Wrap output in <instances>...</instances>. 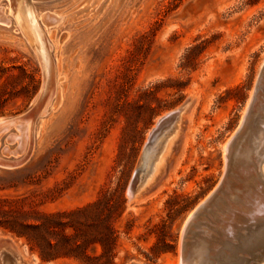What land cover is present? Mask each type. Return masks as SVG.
<instances>
[{
  "label": "rangeland",
  "instance_id": "rangeland-1",
  "mask_svg": "<svg viewBox=\"0 0 264 264\" xmlns=\"http://www.w3.org/2000/svg\"><path fill=\"white\" fill-rule=\"evenodd\" d=\"M27 1L51 56L54 95L34 119L31 140L17 125L0 127V159H25L0 165V264H87L64 254L61 229L35 226L96 202L100 211L111 207L104 213L117 232L114 264H178L195 208L223 180L222 200L234 185L226 176L228 142L250 104L253 115L263 112L264 0ZM14 11L0 0V120L28 113L44 84ZM190 97L166 174L129 205L150 131ZM97 211L73 218L91 232ZM212 213L200 217L201 228L225 226L226 215ZM87 252L98 256L102 248Z\"/></svg>",
  "mask_w": 264,
  "mask_h": 264
},
{
  "label": "bare ground",
  "instance_id": "bare-ground-1",
  "mask_svg": "<svg viewBox=\"0 0 264 264\" xmlns=\"http://www.w3.org/2000/svg\"><path fill=\"white\" fill-rule=\"evenodd\" d=\"M10 2H11V6L15 10L14 12L16 14L18 23L25 29V33L27 37L33 43L34 48L40 58L43 71H44V85L48 83L50 85V83H53L52 82V79H53V68L52 67L53 66H52V61H51V56L48 50V46L46 44L45 37H44L41 25L38 20L35 6L34 4L29 3L27 0H10ZM3 12H0V13H3ZM7 21L10 22V20H7ZM53 95H54V91L52 95L49 97L48 102L46 103L47 105L44 107L45 108L44 112H46L49 102L51 101V98ZM255 109L257 112V108ZM261 110L263 111L262 113L255 114L252 117L250 123L248 124L243 135L241 136L239 142L236 145L235 151L233 153V162H232L234 166V170H237L235 173H233L234 185L231 188V190H229V192L226 194L225 199L221 200L217 204V209L215 212V216L218 215V213H221V214L224 213L223 215H226L225 217L227 218L226 221L232 220L236 224L246 223L248 219H250V217L251 219H255V216H258V215L260 216L264 214V180L262 178V175L260 174L262 172L260 173L256 172L258 161L260 160L261 155L264 153V105L261 107ZM183 115L184 113L182 114V117L180 118L179 121L170 125L162 133V135L158 139L155 146L147 153L145 157V162H144V170H143V174L141 178L140 193H142V195H145L147 192H149V190L152 189L153 186L158 184L161 178L166 174L168 167L170 163L172 162L173 153L176 150L175 147H176L177 141L181 137V130H182L181 122L184 117ZM161 119L158 121V123L161 121ZM11 125L12 126L17 125L18 128H22V130L24 131V137L26 138V140L27 139L31 140L33 121L29 119L23 120L20 118L12 119V120H0V127L2 129H7ZM15 136H14V139L16 138ZM182 143H185V142L182 141ZM181 145L184 146L185 144H181ZM226 151L228 150L226 149ZM8 152L10 154V150ZM226 155L227 154H225V156ZM2 163H3V160L0 159V165ZM249 215L250 217H248ZM212 225H215V224H212ZM221 225H224V224H221ZM13 259L15 258L13 257ZM13 262L15 261L13 260ZM7 263L9 264V262ZM3 264H6V263H3Z\"/></svg>",
  "mask_w": 264,
  "mask_h": 264
},
{
  "label": "water",
  "instance_id": "water-1",
  "mask_svg": "<svg viewBox=\"0 0 264 264\" xmlns=\"http://www.w3.org/2000/svg\"><path fill=\"white\" fill-rule=\"evenodd\" d=\"M53 91V83L44 85L34 106L28 113L19 118L23 120L29 119L34 123V119L44 111V107L47 105L46 103ZM193 101V97L188 98L178 109L164 116L156 128L152 130L144 147L143 161L136 170L128 188L129 205L139 196L147 153L155 146L162 133L170 125L180 120L182 114ZM253 114L252 105H250L248 114L244 118L242 125L227 144L229 155L226 176L232 175L234 172L232 163L233 153L237 143L254 116ZM260 160L264 161V153L261 155ZM23 161L25 159L12 163L3 161L1 165L15 166L21 164ZM262 178L264 180V175H262ZM224 184L225 180L195 208L187 220L180 243L179 264H264V214L255 216V219H251L249 215L248 217L250 219L246 223L236 224L232 220L225 221V226L221 229L211 225H208V228H201L199 223L200 217L207 212L212 213V208L217 207V204L222 200L220 196L224 192ZM212 214L215 220H217L215 212Z\"/></svg>",
  "mask_w": 264,
  "mask_h": 264
},
{
  "label": "trees",
  "instance_id": "trees-1",
  "mask_svg": "<svg viewBox=\"0 0 264 264\" xmlns=\"http://www.w3.org/2000/svg\"><path fill=\"white\" fill-rule=\"evenodd\" d=\"M101 202H96L87 208L78 209L77 211H72L69 213H58L46 216V223L40 226H35L36 229L44 228L49 234H54L56 228L62 231V240L64 245H66L64 254L68 256H75L82 259L87 264L93 261H104L103 264H114V248L117 241V232L111 224L110 213H104L108 210L110 212V205L107 203L104 209L100 211ZM124 201H121L120 207L122 208ZM91 209H96L97 214L93 219V223L87 227L91 230H86L85 224L73 218L75 215L85 214ZM71 218L67 221L61 218ZM73 230L74 233L68 232ZM159 240L163 242L165 246L172 249L173 247L167 242L165 238L158 236ZM99 244L102 248V252L98 256H90L87 252L90 245L96 246ZM57 247V246H56ZM43 258H46L42 254Z\"/></svg>",
  "mask_w": 264,
  "mask_h": 264
}]
</instances>
